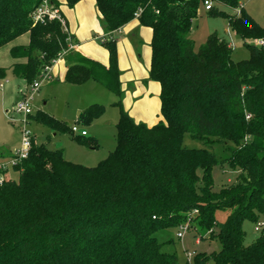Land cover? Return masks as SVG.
Masks as SVG:
<instances>
[{
    "label": "trees",
    "instance_id": "16d2710c",
    "mask_svg": "<svg viewBox=\"0 0 264 264\" xmlns=\"http://www.w3.org/2000/svg\"><path fill=\"white\" fill-rule=\"evenodd\" d=\"M212 1L209 15L225 17L243 40H263L245 41L248 58L234 61L231 45L216 33L195 50L188 34L204 0H95L106 33L138 11L139 22L152 29L149 78L160 84L162 120L148 127L121 103L115 39L102 42L109 52L105 66L68 49L69 35L58 20L34 22L42 0H0V47L29 34L27 45L9 50L25 59L10 66L13 76L27 86L66 50L64 81L98 82L118 97L113 105L119 109L115 147L97 165L67 161L61 150L35 141L27 157L11 165L17 178L0 184V264H180L161 251L154 233L187 218L190 227L210 231L220 248L196 252L185 264H264V234L244 244L242 228L244 220L264 217V25L239 0ZM218 4L238 12L228 14ZM6 69L0 68V78ZM103 109L91 104L79 118L89 124ZM31 118L67 130L41 110ZM185 134L202 147L184 146ZM215 145L226 146L228 155L217 158ZM223 164L239 175L214 190L212 167ZM218 211L226 212L225 220H218Z\"/></svg>",
    "mask_w": 264,
    "mask_h": 264
},
{
    "label": "rangeland",
    "instance_id": "374dc122",
    "mask_svg": "<svg viewBox=\"0 0 264 264\" xmlns=\"http://www.w3.org/2000/svg\"><path fill=\"white\" fill-rule=\"evenodd\" d=\"M244 10L254 19L256 23L264 25V0H239ZM217 9L223 10L228 14L237 13L238 9H231L224 5H216ZM59 8V7H58ZM63 19V17H62ZM60 22V21H59ZM61 24V22H60ZM216 33L218 36L226 39L232 47L231 58L234 61L246 59L249 52L246 43H253L254 39L243 40L237 33L232 31L228 25L225 17L211 16L208 11L201 6L198 15L193 19L191 30L188 37L193 41L195 50L205 42L209 34ZM19 38L25 37L21 34ZM17 37V38H18ZM18 38V39H19ZM10 56L7 47H0V66L6 67V75L0 78L3 86L0 87V150L4 153V159L8 158L19 147V122L20 115L11 118L7 112L11 111L14 102L19 98L20 90L24 89L25 82L22 79L13 76L8 66L10 65ZM53 81V78L51 79ZM50 81V82H51ZM88 85H71L64 82L54 81L51 86L43 84L39 91L36 92L30 100L33 113L27 117L28 129L32 132L37 143L43 144L49 150H61L63 158L67 161L92 167L114 149L116 144V122L119 117V109L112 104L118 100V97L112 92L102 88L104 92L100 97L93 96V92L88 93ZM88 94V101H99L103 105V111L96 116L89 124H84L79 118L78 112H83L87 107L85 106L87 98L84 96ZM83 96V97H82ZM97 100H91L94 99ZM42 98H47L46 106L42 105ZM41 108L49 112L53 117L59 119L62 124L67 127L66 131H55L39 122H35L31 116L36 114ZM75 125L79 129L87 131V135L80 136L77 132H72L71 127ZM34 139V141H35ZM90 139L88 144L82 143V140ZM246 142L250 137L245 138ZM183 145L188 148H200L202 143L191 139L187 134L184 135ZM212 150L215 152L217 158L221 159L228 155L226 146L215 145ZM201 175V171H198ZM239 172L237 169H231L226 164L222 166L215 165L212 167L213 189L218 190L222 186H226L235 182ZM17 172L9 167L7 171V180L16 179ZM193 213V212H192ZM196 213H193V215ZM217 218L223 221L226 218V212L218 211ZM181 221V220H180ZM188 222V218L185 220ZM264 222V217L260 218ZM193 222V221H192ZM189 224L191 221L189 220ZM184 222L175 225L161 227L154 235L161 243V251L164 253L175 254L180 264H185L186 252H204L211 254L220 248V243L217 239L209 237V231L201 228L195 229L190 227L186 230L182 229ZM256 222L244 220L242 228L245 232L244 244L251 243L260 234H264V223L260 230H255ZM218 227H214L217 232ZM182 231L183 237L178 238L176 233ZM196 238L200 241L197 243ZM193 257L190 263L193 262ZM212 264V262H209Z\"/></svg>",
    "mask_w": 264,
    "mask_h": 264
},
{
    "label": "crops",
    "instance_id": "0c3cea01",
    "mask_svg": "<svg viewBox=\"0 0 264 264\" xmlns=\"http://www.w3.org/2000/svg\"><path fill=\"white\" fill-rule=\"evenodd\" d=\"M56 1L59 3L58 7L64 19L65 29L74 44L73 49L83 56L107 66L109 63V52L102 44L101 38L105 40L109 38L115 39L121 90L120 100L130 117L136 123H143L148 127L161 121L160 84L149 78L152 57V29L142 25L137 18H133L117 30L106 33L95 0H80L72 7L65 5V0ZM23 35L25 37H18L19 39L16 37L3 45V47H7L8 53L11 47L28 44L29 34L24 33ZM9 56L10 65L8 68L15 62L25 61L24 58L11 57L10 53ZM0 68L6 67L0 66ZM66 68L67 64L62 59L53 68V81L45 84L49 87L54 81L67 83L64 81ZM71 85H88L87 88L83 89H87L88 93L93 92V96L97 97L104 93L99 87L106 89L94 80ZM85 97L87 102H90L86 103L85 106L99 104V101H88L90 100L88 98H92L88 94ZM97 97L91 100H97L95 99ZM47 100V98H42V105L46 106ZM38 109L50 114L46 110ZM35 142L37 143L36 139Z\"/></svg>",
    "mask_w": 264,
    "mask_h": 264
},
{
    "label": "built area",
    "instance_id": "2783aa9c",
    "mask_svg": "<svg viewBox=\"0 0 264 264\" xmlns=\"http://www.w3.org/2000/svg\"><path fill=\"white\" fill-rule=\"evenodd\" d=\"M213 5L212 0H204L203 6L205 10H209L211 6ZM241 6V4H240ZM238 12V10H237ZM139 15V11L134 14V18H137ZM32 18L34 22H44L46 20H58L61 22V25L63 27V30L67 33L65 29V23L64 19H62V15L60 13V10L57 5H55L50 0H42V2L39 4V6L34 10L32 13ZM68 34V33H67ZM69 35V34H68ZM101 41H105L104 38H101ZM68 42V49H73L74 44L71 42L69 36L67 38ZM253 44L261 45L263 44V40L256 39L254 40ZM66 50L60 51L56 57L51 59L49 64H46L38 77L29 85H25L24 89L20 90L19 98L14 102L12 110L7 112V114L14 118V116L20 115L21 119L19 122V132H20V139H19V147L16 149L8 158L0 159V184L7 181V171L11 165L18 162L19 160L26 158L29 150L31 148V145L34 141V136L32 132L28 129V120L27 117L33 113L32 105L30 103V100L33 98L34 94L39 91L40 87L51 81L53 78V68L54 66L63 59V56L65 54ZM3 86V83L0 82V87ZM248 118L249 115H246ZM72 132H77L80 136L87 135V131L84 129H79L77 126L73 125L71 127ZM197 210H194L193 213H196ZM190 218H188V222L184 221V225L182 226L183 230H186L190 228L189 224ZM264 222L257 221L255 225V230H260V227L262 226ZM210 232V231H209ZM176 236L178 238L183 237V232L179 231L176 233ZM200 241L199 238H196V242L198 243ZM195 253L194 252H186V261H190V259L193 257Z\"/></svg>",
    "mask_w": 264,
    "mask_h": 264
}]
</instances>
